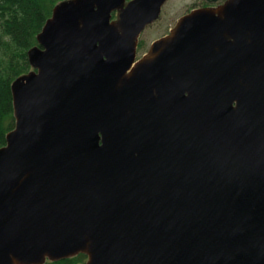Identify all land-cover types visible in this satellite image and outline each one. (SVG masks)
I'll return each instance as SVG.
<instances>
[{
  "label": "water",
  "instance_id": "obj_1",
  "mask_svg": "<svg viewBox=\"0 0 264 264\" xmlns=\"http://www.w3.org/2000/svg\"><path fill=\"white\" fill-rule=\"evenodd\" d=\"M167 1L53 9L12 86L0 264H264V0L192 10L137 60Z\"/></svg>",
  "mask_w": 264,
  "mask_h": 264
},
{
  "label": "trees",
  "instance_id": "obj_2",
  "mask_svg": "<svg viewBox=\"0 0 264 264\" xmlns=\"http://www.w3.org/2000/svg\"><path fill=\"white\" fill-rule=\"evenodd\" d=\"M63 1L0 0V148L16 125L13 83L32 70L29 50L39 44V33ZM87 257L80 253L45 264H85Z\"/></svg>",
  "mask_w": 264,
  "mask_h": 264
},
{
  "label": "rangeland",
  "instance_id": "obj_3",
  "mask_svg": "<svg viewBox=\"0 0 264 264\" xmlns=\"http://www.w3.org/2000/svg\"><path fill=\"white\" fill-rule=\"evenodd\" d=\"M130 1L132 0H126V5ZM226 2L227 0H168L162 8L160 17L142 31L137 49V59L143 58L157 39L169 35L185 14L195 9L218 10ZM111 19L113 22H118L121 19V10L114 11ZM86 261H88V257Z\"/></svg>",
  "mask_w": 264,
  "mask_h": 264
},
{
  "label": "bare ground",
  "instance_id": "obj_4",
  "mask_svg": "<svg viewBox=\"0 0 264 264\" xmlns=\"http://www.w3.org/2000/svg\"><path fill=\"white\" fill-rule=\"evenodd\" d=\"M168 37H169V36H168ZM168 37H167V38H168ZM148 54H149V52H148L146 55H148ZM150 56H151V55H148V56H146V57L148 58V57H150ZM146 57H145V58H146ZM138 64H139V62H136V63L133 65L132 68H134V67H138Z\"/></svg>",
  "mask_w": 264,
  "mask_h": 264
}]
</instances>
